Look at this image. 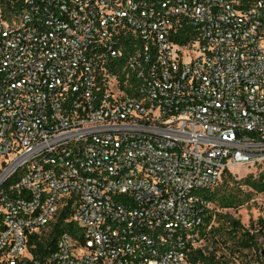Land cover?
Returning a JSON list of instances; mask_svg holds the SVG:
<instances>
[{"label":"built area","instance_id":"built-area-1","mask_svg":"<svg viewBox=\"0 0 264 264\" xmlns=\"http://www.w3.org/2000/svg\"><path fill=\"white\" fill-rule=\"evenodd\" d=\"M262 172L264 0H0V264H190Z\"/></svg>","mask_w":264,"mask_h":264},{"label":"trees","instance_id":"trees-1","mask_svg":"<svg viewBox=\"0 0 264 264\" xmlns=\"http://www.w3.org/2000/svg\"><path fill=\"white\" fill-rule=\"evenodd\" d=\"M242 185L246 186L255 194H264V172L257 176L247 175L243 177ZM230 173H226L223 177L222 189L219 187L213 192L205 195L206 199L215 204L217 210H236L243 206L249 199L250 193H244L240 190V184L235 181ZM233 183L234 187L228 189V184ZM70 210L68 207L59 212L48 237H41L37 239V236L32 237L37 245L35 254L38 256H44L49 251L54 249L56 237L63 231H72L71 225L66 223ZM211 219V218H210ZM209 219V221H210ZM218 221L217 226L214 224L207 231L205 240L212 243L229 247L239 254L246 252L244 259L250 255L249 264H262L260 257V245H258V237L264 236V222L257 223L258 228H245L238 220L232 219L228 215H222L220 212L214 213V222ZM49 247V251L47 250ZM231 252V250H230ZM229 252V253H230ZM188 260L190 264H228L226 257L223 255H217L215 251L205 252L203 248L192 249L187 252Z\"/></svg>","mask_w":264,"mask_h":264},{"label":"rangeland","instance_id":"rangeland-1","mask_svg":"<svg viewBox=\"0 0 264 264\" xmlns=\"http://www.w3.org/2000/svg\"><path fill=\"white\" fill-rule=\"evenodd\" d=\"M234 173L244 175L246 173H251V171L246 168H237L234 169ZM243 179L244 178L239 179V177H237V180L235 181L240 184V190L244 191V193H250V199L243 206L239 207L236 210L228 209L218 211L222 213V215H228L232 219L238 220L245 228L255 229L258 228L257 223L259 222V220L264 222V194H255L254 192H252V190L242 185L241 183ZM231 187H234L233 183L228 184V189ZM219 189L221 190L222 186H220ZM233 189H235V187ZM213 211L215 213L217 211L215 204ZM217 224L218 221L216 223L214 222V226H217ZM262 244H264V236H259L258 245L261 246ZM230 247L228 249L227 247L212 243L208 240H206L202 245V248L205 252L215 251L217 255H223L224 257H226L228 264H249V262H251V260H249L250 255H248V258L244 259L243 255H245L246 252H244L243 254H239Z\"/></svg>","mask_w":264,"mask_h":264},{"label":"water","instance_id":"water-1","mask_svg":"<svg viewBox=\"0 0 264 264\" xmlns=\"http://www.w3.org/2000/svg\"><path fill=\"white\" fill-rule=\"evenodd\" d=\"M260 257L262 259V264H264V244L260 246Z\"/></svg>","mask_w":264,"mask_h":264}]
</instances>
